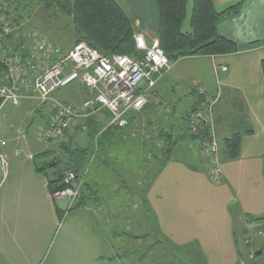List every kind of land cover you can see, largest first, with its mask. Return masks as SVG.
<instances>
[{
	"label": "crops",
	"instance_id": "0c3cea01",
	"mask_svg": "<svg viewBox=\"0 0 264 264\" xmlns=\"http://www.w3.org/2000/svg\"><path fill=\"white\" fill-rule=\"evenodd\" d=\"M118 1L134 19L136 34L142 33L149 41L157 36L159 11L155 0ZM240 1H243L240 12L223 17L218 22V32L233 39L241 49L224 55L190 57L197 61L191 67V80L186 86L191 95L190 106L181 120L167 124L172 110L167 111L161 102L156 106L152 104L153 99L162 97L165 75L173 70L170 68L149 94L147 107L142 112L131 111L129 126L112 130L110 142L31 145L26 140L24 145H0V175L3 173L0 180V264H39L54 238L60 212L67 217L65 222H69V226L51 264H70L71 254L78 256V260L86 256L94 262L111 260V255L121 261L135 259L136 198L143 204L144 215L146 205L151 208L158 229L175 246L198 245L205 257L201 262L207 264H242L234 232L242 227L246 215L264 216V75L261 67L264 0H214L220 11ZM194 81L204 88L202 97L191 89ZM179 82L183 81L172 80L174 85ZM206 96L218 97L211 130L220 146L233 134L242 135L238 159L229 160L221 148L223 179L217 183L210 180L208 160L200 154L198 141L191 138L186 122V115L198 103L204 104ZM82 99L69 101L78 104ZM32 100L36 102L32 113L41 117L45 127L53 105ZM94 118V124H99L102 132L111 126L107 110L100 111ZM82 123L83 120H77L67 132L68 141H73L80 131L88 135ZM42 128L37 129L35 138L41 143ZM126 128H131L132 132L142 131L140 143L124 139ZM151 132L157 133L148 136ZM156 134L162 137L152 140ZM163 134L169 135L173 144L170 161L161 172L156 168L144 169V160H148L146 153L149 160H156L151 165L157 166L158 160L151 157L150 151L155 149L160 153L165 146ZM57 150H68L69 159L74 160L77 167L83 166L84 187L73 206L78 201L82 205L73 210L65 199H58L64 200V207L56 203L48 185L50 177L38 171V167L47 164L48 157L65 159L54 154ZM107 159L111 160L110 164ZM139 172L144 176L141 182ZM182 201L186 205L191 202V205L180 204ZM112 202L116 206H110ZM69 211L74 213L67 216ZM89 220L105 222L100 228L103 234H99ZM120 229L124 240L117 248L115 242L119 240ZM72 237L75 238L74 249L68 243ZM129 239L133 241L131 248ZM104 246H112L114 254L103 251Z\"/></svg>",
	"mask_w": 264,
	"mask_h": 264
},
{
	"label": "built area",
	"instance_id": "2783aa9c",
	"mask_svg": "<svg viewBox=\"0 0 264 264\" xmlns=\"http://www.w3.org/2000/svg\"><path fill=\"white\" fill-rule=\"evenodd\" d=\"M13 0H0V106L13 105L22 99H36L40 104L52 103L53 111L39 133V139L49 144L60 141L77 120L86 121L102 110L110 113V124L127 127L131 111L142 112L149 103V94L171 68V62L160 45V40H147L143 34H135L136 55H104L88 43L79 41L69 50L62 49L48 37L37 32H21L20 23L13 18ZM9 40L11 44L9 45ZM226 70L227 67H222ZM73 83L82 86L86 94L78 104L58 100L55 95ZM191 89L197 95H205L198 81ZM218 98V97H217ZM217 98L205 97L204 104L186 115L188 130L199 134L207 126L212 128L211 117ZM221 146L211 130L209 137L199 141L200 154L210 161L209 176L214 181L223 177L219 159ZM63 187L51 193L54 200L65 199L72 207L81 196L84 178L72 169L63 172ZM245 242L250 243L256 226Z\"/></svg>",
	"mask_w": 264,
	"mask_h": 264
},
{
	"label": "rangeland",
	"instance_id": "374dc122",
	"mask_svg": "<svg viewBox=\"0 0 264 264\" xmlns=\"http://www.w3.org/2000/svg\"><path fill=\"white\" fill-rule=\"evenodd\" d=\"M11 14L13 18H15L21 25V32H37L41 35H44L48 37L50 40H52L56 45L61 47L62 49L69 50L73 47L75 44V41L77 39V33L75 30V26L73 25L72 19L62 12L58 7H54L52 9H48L44 6L42 2L39 0H13L11 5ZM188 11H187V18L184 22L183 30L187 31L191 29L190 26V19L192 14V7H193V0H189L188 2ZM142 34V33H141ZM156 38L159 39L158 36L152 38L151 40H155ZM197 60L191 59L190 57L181 58L178 61L171 62V68H173L172 72L167 73L165 75L164 79V87L162 88L163 93L162 97L158 99H153L152 104H155L154 106L159 105L160 102L163 105L164 108H167V111L173 112V114L170 116V119H167V124L169 122H176L181 120V118L184 116V114L187 112L190 101H191V95L188 93L186 86L187 82L191 80L189 78L191 73V67L193 63L195 64ZM173 79H181L183 82H179L178 85H174L172 83ZM163 82V83H164ZM193 83V82H192ZM191 83V84H192ZM81 90V91H80ZM82 86H79L78 83H73L69 85L68 87L61 89L58 91L55 95V97L58 100H61L63 98H69V100L73 101L77 98H84L85 94L84 91H82ZM36 102L32 99H22L19 104L13 105L11 102H6L3 105L0 106V145H24V142L28 140L31 145H46L43 142H38L35 138L37 137L38 128H42L43 122L41 117L38 114H33V108L35 106ZM168 113V112H167ZM163 122H166V119H163ZM85 124V121H83L82 125ZM87 129L85 131L88 132V125L86 126ZM73 129V128H71ZM131 128H126L123 133V137L126 140L133 139L136 143H140V139L142 138L141 132L136 130L133 131L130 130ZM22 130H25L26 133L22 132ZM152 134L148 135L151 136L154 133L157 132H151ZM131 134V135H130ZM167 135V134H166ZM158 137H162L159 134H156L152 137V140H157ZM95 138V136H94ZM89 139V140H88ZM66 140V141H65ZM129 140V142H132ZM167 138L164 137V145H166ZM62 141H65L62 143ZM98 142V140L91 136V134L88 133V135L80 131L76 138L73 141H68L66 137H64L60 141H53L50 142V145H91V142ZM118 142H121V140H117ZM110 142L109 140L102 141V143ZM182 141H179L181 143ZM222 142V141H221ZM48 144V145H49ZM123 148L128 149L127 146H125L124 143ZM133 151V149H132ZM142 152V151H141ZM144 153V152H143ZM155 153V151H154ZM56 155H62L65 157L64 160H61L57 166L55 164L52 167H49L46 171L43 172V174H48L50 178H54L56 172L60 169H63L65 167H72L77 168L76 163L74 160L69 159L71 155L69 156L68 150H57L55 151ZM151 157L153 156L152 150L150 151ZM144 157V154H143ZM145 157L148 160H144V169H155V164L151 165L153 161L156 160H149L148 153L145 154ZM52 157L47 158V163L51 162ZM151 159V158H150ZM111 163L110 159H107ZM207 160V159H206ZM158 162V161H157ZM53 163V162H52ZM99 164V162H97ZM109 166V165H107ZM96 165H94L95 169ZM147 167V168H146ZM154 167V168H153ZM3 173L0 175V180ZM94 176V175H93ZM142 172H139L138 178L141 182L144 176ZM80 177H83L81 175ZM84 178V177H83ZM215 183V182H214ZM84 187V182L81 187V192ZM116 201V200H115ZM76 202V201H75ZM74 202V203H75ZM114 202V200H113ZM111 203L110 206H116L114 203ZM117 202V201H116ZM60 207L66 206V203L64 200H57L56 202ZM140 204V205H139ZM183 205H186L183 201L180 203ZM191 202L188 203L186 206H190ZM73 206V205H72ZM136 209H135V229H134V245H135V259L133 257H130V261H121L119 260V257L115 259V255L112 252V246H104L103 251H105L107 254H110L112 257L111 260H103V261H91L86 256H81L80 260H78V256L71 254V263L70 264H207L206 262H201L205 259L204 255L202 256L199 252H193L190 253V246L184 247L185 251L188 256L185 254L182 255V253H177L179 255L173 256L170 254V251H164L162 245L154 244L158 240L157 238H163L165 234L162 232V230L159 228L157 230L156 222L154 224V227L152 228V221L153 217L152 214H150L148 211H145L146 215L143 214V211L141 208H143V204L138 202V199L136 198ZM140 206V208H138ZM138 208V209H137ZM142 211V212H141ZM71 211L68 212L67 216L70 214ZM74 213V212H71ZM143 215L145 217H143ZM67 217L63 216L62 220H59L58 224L55 228V235L53 240L49 245H47L46 252L44 256L42 257V260L39 264H51L53 260V255L58 247L59 242L62 241V236L65 232L68 230L69 222H65ZM90 225L95 227L98 230L99 234H103L102 230L100 228H103V226L106 224L105 222H95L94 220H89ZM246 223V226L252 225L258 227V230L261 231V234H254L252 241L249 243L252 246L250 249L247 248L246 242H242L240 248L244 251V256L240 255V259L242 264H264V230L262 227L261 222H255L252 219H246L244 218L243 224ZM86 231V226L83 227ZM258 230H254L257 232ZM120 233V237L117 238V242H115L119 248L121 247V243L124 240L123 238V231L122 229L118 230ZM122 235V236H121ZM71 236V235H70ZM136 236V237H135ZM70 248L74 249L75 246V238L72 237L70 241H68ZM133 241L129 239V248H131ZM151 244L155 245V251L151 252ZM133 245V250H134ZM173 247L169 246V249L171 251L177 252L175 250L174 242L171 243ZM116 246V245H115ZM182 247V246H177ZM238 248V249H240ZM251 250H257L260 251V254H253L250 252ZM72 252V251H71ZM151 253V254H150ZM185 255V256H184ZM193 257H196L197 263H193ZM121 258V256H120Z\"/></svg>",
	"mask_w": 264,
	"mask_h": 264
},
{
	"label": "trees",
	"instance_id": "16d2710c",
	"mask_svg": "<svg viewBox=\"0 0 264 264\" xmlns=\"http://www.w3.org/2000/svg\"><path fill=\"white\" fill-rule=\"evenodd\" d=\"M48 9L58 7L63 13L68 15L75 26L77 33V39L75 43L84 41L90 46L98 50L104 55L122 54V55H136L138 50L135 44V28L134 19L129 13L122 7L118 0H39ZM159 11V25L157 29V36L160 40V45L170 62L178 61L181 58L193 57V56H211V55H224L237 52L241 47L231 38L221 35L218 32V22L227 15H233L240 12L243 1L237 2L234 5L220 11L216 8L214 0H193L192 14L190 19L191 29L184 31V22L187 18L188 2L189 0H155ZM9 45L11 40H9ZM262 72L264 75V59L261 61ZM4 72L3 66L0 64V74ZM197 94V93H196ZM65 102H69L65 100ZM1 104V103H0ZM196 108V107H195ZM194 108V109H195ZM193 109V110H194ZM191 110V111H193ZM190 111V112H191ZM94 116L90 117L86 124L88 125V133L91 134L93 139H97L98 143L108 140L109 133L112 130H117L123 127L111 125L108 129L102 132V127L99 124H94ZM189 131V130H188ZM67 134V133H66ZM191 138L199 141L209 137L211 134L210 126H207L199 134H191ZM164 135V134H163ZM95 136V138H94ZM166 145L159 151L152 153L154 158H157V172H161L166 164L171 159V151L173 147L170 142V136L164 135ZM165 142V141H164ZM222 151L229 160H236L241 156L242 150V135L238 132L232 136L226 138L222 145ZM221 150V149H220ZM160 154V155H159ZM160 156V158H158ZM207 159V158H205ZM219 159L222 165V161ZM208 160V159H207ZM52 162H55V166L58 165L60 159L55 157L51 162L45 164L42 167H38L39 172L46 171L52 166ZM209 170H210V161ZM77 167V166H76ZM82 167L72 168L65 167L56 172L54 178L48 179V185L50 192L63 187V172L65 169L74 170L78 176L82 175ZM209 174V172H208ZM210 180L214 181L209 176ZM82 205L81 201H78L70 210L76 209ZM147 211L152 214V228L156 222L155 216L151 211V208L147 206ZM60 212V210H58ZM64 215V214H63ZM63 215L60 212V220L63 219ZM246 219H252L255 222H261L264 230V216H250L246 215ZM157 226V225H156ZM157 230L158 227H157ZM255 230H258L256 227ZM250 231L248 230L246 223L242 224L239 230H235L236 246L240 248L241 243L245 242V237ZM136 237V236H135ZM158 240L154 244L162 245L164 251H170L174 257L182 253L188 256L184 247H175L177 252L171 251V239L168 236L163 238H157ZM151 244L150 251H155V245ZM248 249L252 246L246 243ZM190 253L199 252L204 255L199 246L194 244L190 246ZM240 255L244 256L242 248L238 249ZM254 255L257 250H251ZM154 253V252H153ZM151 254V253H150ZM184 255V256H185ZM193 263H197L196 257H193Z\"/></svg>",
	"mask_w": 264,
	"mask_h": 264
},
{
	"label": "water",
	"instance_id": "95a60500",
	"mask_svg": "<svg viewBox=\"0 0 264 264\" xmlns=\"http://www.w3.org/2000/svg\"><path fill=\"white\" fill-rule=\"evenodd\" d=\"M55 164V162L52 163V166ZM261 253V250L260 251H257L256 254H260Z\"/></svg>",
	"mask_w": 264,
	"mask_h": 264
}]
</instances>
